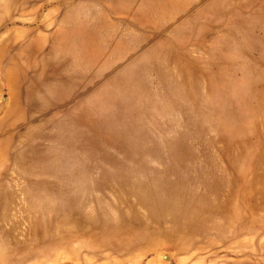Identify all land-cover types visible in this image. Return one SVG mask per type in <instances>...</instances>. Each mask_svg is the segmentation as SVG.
Masks as SVG:
<instances>
[{"label":"rangeland","instance_id":"obj_1","mask_svg":"<svg viewBox=\"0 0 264 264\" xmlns=\"http://www.w3.org/2000/svg\"><path fill=\"white\" fill-rule=\"evenodd\" d=\"M2 47L0 264H264V0H0Z\"/></svg>","mask_w":264,"mask_h":264},{"label":"bare ground","instance_id":"obj_2","mask_svg":"<svg viewBox=\"0 0 264 264\" xmlns=\"http://www.w3.org/2000/svg\"><path fill=\"white\" fill-rule=\"evenodd\" d=\"M0 51H1V57H2L5 54L6 47H4V48L2 47L0 49ZM100 52L102 53V50L97 51V53H100ZM92 57H94V56L92 55ZM128 57H130V56H128ZM32 66H33V64L31 63L25 67L20 66V65H11L9 67L4 68L3 77H4V80L8 83L9 96L13 101V105L6 108L4 114L0 117V130L6 126V123L8 121V115L10 113H13V114H14V112L19 113L18 112L19 108H18L17 104L23 96V91L25 90L26 98L30 95V90H32L34 83H30V84H27L26 86H24L22 84V80L24 79L25 75L29 72V68H31ZM14 72L18 73L17 76L14 75ZM48 72L49 71H44V72L41 71L40 77H42V76H43V78L47 77ZM30 106H32V104H30ZM8 141L9 140H6L5 138L3 139V143L5 144V147L7 146Z\"/></svg>","mask_w":264,"mask_h":264}]
</instances>
